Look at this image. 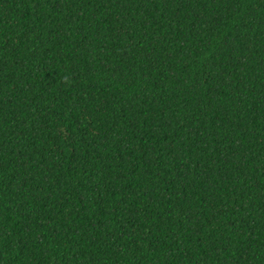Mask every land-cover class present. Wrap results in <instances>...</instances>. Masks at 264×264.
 Instances as JSON below:
<instances>
[{
	"label": "trees",
	"instance_id": "1",
	"mask_svg": "<svg viewBox=\"0 0 264 264\" xmlns=\"http://www.w3.org/2000/svg\"><path fill=\"white\" fill-rule=\"evenodd\" d=\"M0 264H264V0H0Z\"/></svg>",
	"mask_w": 264,
	"mask_h": 264
}]
</instances>
